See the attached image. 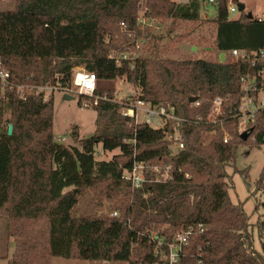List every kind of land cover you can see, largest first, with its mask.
<instances>
[{"label": "trees", "instance_id": "trees-1", "mask_svg": "<svg viewBox=\"0 0 264 264\" xmlns=\"http://www.w3.org/2000/svg\"><path fill=\"white\" fill-rule=\"evenodd\" d=\"M139 1L17 0L15 9L0 11V58L15 85H0V215L19 223L8 264H51L53 256L163 264L151 233L164 236L168 252L167 244L179 231L199 224L205 230L193 234L181 264H264V213L255 226L250 223L243 203L230 197L226 171L240 146L264 142V109L256 113L246 140L238 130L239 119L223 125L185 122L179 127L185 149L173 154V124L154 129L123 115V104L112 90H97L107 99L93 106L94 135L81 138L74 127L71 145L57 140L53 131L54 93L48 100L43 92L24 98L17 93L20 84L69 85L75 68L83 67L100 80L126 77L138 88L135 99L176 105L178 114L189 118L206 117L210 108L209 101L191 107V96H223L229 98V107L238 105L248 65L229 53L264 48V20L249 18L246 12L232 18L229 0H215L207 13L216 25V47L226 60H178L163 55L161 35L141 27ZM203 7L205 0H146L145 15L171 19L173 30L177 20H201ZM123 23L147 40L150 53L118 64L111 52L133 45L134 39L127 37ZM79 97L81 103L88 98ZM225 130L232 135L227 143ZM99 145L105 152H120L109 160L98 159ZM135 161L172 164L174 178L166 183L148 180L134 188L123 174ZM260 176L256 189L264 192V167ZM86 190L101 204L107 200L118 215H75ZM255 227L261 251L254 247Z\"/></svg>", "mask_w": 264, "mask_h": 264}, {"label": "rangeland", "instance_id": "rangeland-1", "mask_svg": "<svg viewBox=\"0 0 264 264\" xmlns=\"http://www.w3.org/2000/svg\"><path fill=\"white\" fill-rule=\"evenodd\" d=\"M177 3L181 0H175ZM143 2V5H141ZM234 4L243 3L246 6L245 12H252L254 15L264 13V0H234ZM17 0H0V11L13 10L16 8ZM139 5L141 17L145 10L146 0H140ZM210 5L202 8L201 20L184 21L177 20L174 29L171 30V19H159L161 21L160 29L152 27V32L162 36L161 45L163 46V55L172 59H205L210 61H219L220 52L216 47L215 31L216 25L209 17L207 11ZM239 16V12L232 13V18ZM142 18V17H141ZM126 31V30H125ZM123 33V29H121ZM127 35V33H126ZM128 38H134L128 36ZM133 39V40H134ZM132 40V41H133ZM144 41L145 38L140 39ZM130 41V42H132ZM150 44L146 41L142 50H138L131 44H125L122 49H117L111 54L127 57L126 60L134 59L136 56H147L150 53ZM195 47V48H194ZM149 52V53H148ZM57 78V76H56ZM52 84V83H51ZM28 87L23 90L24 94L45 93V100H48L52 93L46 86L34 83L25 84ZM99 88L103 90H112L115 100L119 102L134 101L137 96L138 88L131 84L126 77L116 78L114 80H100ZM1 89V87H0ZM43 90V91H42ZM18 93V90H17ZM65 92L57 91L54 94V125L53 131L56 139L65 137L64 144H74L72 129L78 127L81 138H88L94 135L96 131L97 113L93 106L84 107L80 102L79 95H72L73 99L65 98ZM139 120H144V112H139ZM172 150L175 147L172 146ZM176 151V150H175ZM120 152L116 149L112 152H105L101 145L97 147V158L109 160L114 154ZM264 167V142L260 145L251 146L249 144L240 146L238 157L234 163L226 167L229 174L228 183L230 186V197L234 203H243L245 211L250 216V223L255 226L264 213V192L257 190V181L260 179ZM114 210L107 200H102V204L97 200L96 195L91 190H86L80 199L79 204L74 210L75 215L84 213H96L97 215H112ZM16 224L14 220L0 215V264H8L16 250L17 237L15 235ZM255 241L254 247L261 251V241L258 236L257 227L254 229ZM51 264H117L111 262H90L79 259H67L60 256H53Z\"/></svg>", "mask_w": 264, "mask_h": 264}, {"label": "built area", "instance_id": "built-area-1", "mask_svg": "<svg viewBox=\"0 0 264 264\" xmlns=\"http://www.w3.org/2000/svg\"><path fill=\"white\" fill-rule=\"evenodd\" d=\"M190 0H181V2L188 3ZM234 0H229V13L239 12L238 5L233 3ZM215 0H205V4L211 5ZM143 5V2H141ZM144 14L139 16V23L143 29L155 27L160 29L161 21L155 17H148L145 15L146 11L143 10ZM240 13V12H239ZM259 21L264 20V13L262 15H256ZM125 29L127 28L123 23ZM128 36L135 35L133 40V46L138 50H142L146 41H141L136 33L128 31ZM110 57L120 64L123 60H126L125 55L118 56L111 54ZM136 56L134 59L139 58ZM229 57L235 61H240L248 65V71L242 76V96L238 105L229 107L228 97L216 96L211 100L206 98L197 97L196 101L190 102L191 107L199 108L204 105L205 102L209 101L210 108L207 116L197 115L193 118H189L184 115H179L176 105L167 104H152L150 101L137 98L130 102H121L123 108L122 114L130 116L136 119V122H144L154 129H162L170 124H173V130L169 134V139L172 142V146L175 147L173 154L179 153L185 149V141L183 134L180 130V125L185 122H193L200 124L206 122L212 125H223L226 121L238 120L239 119V131L250 130L249 126L255 121L256 113L259 110L264 109V48L259 50L248 51L245 49L235 48L230 51ZM221 59V54H220ZM226 60V54H225ZM11 73L6 70L0 58V85L2 88H13L15 87L13 80L11 79ZM100 79L96 73L86 70L83 67H77L74 70L72 82L69 85H61L58 81L54 84H48L46 87L53 93L56 91H63L67 94L83 95L85 98L82 102L84 107L95 106L98 104L100 99H107L106 96H100L97 94L99 89ZM28 86L20 84L16 88L18 94L21 97L27 95L24 94L23 90ZM43 91V90H42ZM41 93V92H40ZM44 93V92H43ZM45 94V93H44ZM92 98V100H90ZM144 112V120H139V112ZM205 118V119H204ZM232 138L231 132L225 130L224 142H229ZM57 140L64 142L65 137H58ZM175 169L172 164L168 163H157L149 164L144 161H135L133 167L126 170L123 174V178L130 181L132 187L139 188L144 185L145 182L152 181L155 183H166L174 178ZM112 215L117 216L118 212H114ZM205 230L204 224L198 226H188V228L179 231L173 240L167 244L168 252L163 249L165 244V238L157 237L153 233L150 235V242L154 244L155 253L160 255L163 264H181V258L184 255L186 246L189 245L191 237L195 232H203ZM202 261H200L201 263ZM159 264V263H156Z\"/></svg>", "mask_w": 264, "mask_h": 264}, {"label": "water", "instance_id": "water-1", "mask_svg": "<svg viewBox=\"0 0 264 264\" xmlns=\"http://www.w3.org/2000/svg\"><path fill=\"white\" fill-rule=\"evenodd\" d=\"M245 9H246L245 4H243V3H239L238 4L239 12H241V13L245 12ZM246 13H247L249 18H253L254 14L252 12H246ZM221 61L222 62L225 61V53L224 52L221 53ZM65 98L73 99L74 97L72 95H70V94H65ZM196 99H197L196 96H191L189 98V102H194V101H196ZM251 131H252V129L243 131L242 137L244 138V140H246L248 138V136L250 135ZM12 133H13V124H9V126H8V134L11 135Z\"/></svg>", "mask_w": 264, "mask_h": 264}, {"label": "crops", "instance_id": "crops-1", "mask_svg": "<svg viewBox=\"0 0 264 264\" xmlns=\"http://www.w3.org/2000/svg\"><path fill=\"white\" fill-rule=\"evenodd\" d=\"M56 92H57V91H56ZM56 92H55V93H56ZM55 93H54V94H55ZM54 94H53V96H54Z\"/></svg>", "mask_w": 264, "mask_h": 264}]
</instances>
